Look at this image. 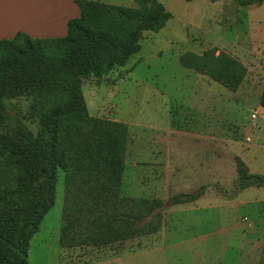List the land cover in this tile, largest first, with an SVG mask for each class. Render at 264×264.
I'll use <instances>...</instances> for the list:
<instances>
[{
  "label": "rangeland",
  "instance_id": "rangeland-1",
  "mask_svg": "<svg viewBox=\"0 0 264 264\" xmlns=\"http://www.w3.org/2000/svg\"><path fill=\"white\" fill-rule=\"evenodd\" d=\"M108 1L130 7L134 0ZM160 2L172 14L166 27L145 33L141 51L125 67L82 85L90 117L128 125L122 197L164 202L137 224L146 227L160 214L159 237L129 240V250L138 251L123 255L118 264H264V187L239 183L240 161L250 174L264 176V2L248 7L234 0ZM8 25L6 18L0 33ZM231 60L247 71L236 91L213 76L218 69L231 75ZM35 79L16 72L0 79V93L18 84L28 87ZM47 100L45 108H52L56 99ZM4 103L8 115L0 143L1 137L13 138L18 126L39 133L32 97ZM57 182L55 206L31 241L29 264H76L75 254L85 262L90 251L119 255L126 242L61 246V169ZM198 196L215 202L211 207L173 202Z\"/></svg>",
  "mask_w": 264,
  "mask_h": 264
},
{
  "label": "trees",
  "instance_id": "trees-1",
  "mask_svg": "<svg viewBox=\"0 0 264 264\" xmlns=\"http://www.w3.org/2000/svg\"><path fill=\"white\" fill-rule=\"evenodd\" d=\"M135 1L137 8L76 0L81 17L68 23L66 38L33 39L18 33L0 41V79L16 72L36 76L28 87L18 84L0 93V126L8 115L4 100L19 96L34 99L41 124L37 135L18 126L13 138L1 137L0 264H29L31 241L55 206L58 169L65 174L63 248H102L160 231V214L146 227L138 229L137 224L161 209L162 200L122 197L128 125L90 117L82 97L84 81L102 80L125 67L141 51L144 34L160 32L172 19L160 0ZM234 1L243 7L264 2ZM229 64L231 75L218 69L213 76L236 91L247 71L236 61ZM49 96L56 102L45 108ZM239 166L242 188L264 187V176L250 174L242 161ZM196 199L175 197L173 202Z\"/></svg>",
  "mask_w": 264,
  "mask_h": 264
},
{
  "label": "crops",
  "instance_id": "crops-1",
  "mask_svg": "<svg viewBox=\"0 0 264 264\" xmlns=\"http://www.w3.org/2000/svg\"><path fill=\"white\" fill-rule=\"evenodd\" d=\"M91 2H101L114 5L108 0H84ZM131 8H137L136 1H132ZM122 6V5H115ZM126 7V6H124ZM6 16V17H3ZM8 16V17H7ZM81 17V10L76 0H0V27L6 18L11 28L5 29L0 33V41L12 40L18 33H23L33 39H63L68 35V23L73 19ZM2 20V21H1ZM7 23V21H5ZM194 203H202L206 207H211L215 200H207L205 196H198ZM190 203V202H188ZM150 239L159 237L156 234L147 235ZM152 237V238H151ZM132 241H127L119 255L110 253V250L101 252L90 251L85 255V262L81 258L76 264H118L124 262L123 255L134 253L130 251L129 245ZM133 243V242H132ZM74 251V250H73ZM77 253V251H76ZM117 253V252H116Z\"/></svg>",
  "mask_w": 264,
  "mask_h": 264
}]
</instances>
